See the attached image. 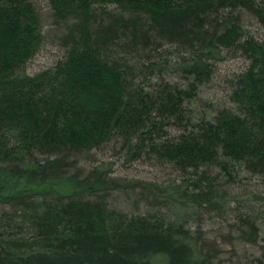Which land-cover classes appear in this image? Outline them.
<instances>
[{
	"label": "trees",
	"instance_id": "trees-1",
	"mask_svg": "<svg viewBox=\"0 0 264 264\" xmlns=\"http://www.w3.org/2000/svg\"><path fill=\"white\" fill-rule=\"evenodd\" d=\"M228 57L248 64L218 97ZM98 153L155 171L136 206ZM256 184L264 0H0V264H264ZM212 216L228 256L194 227Z\"/></svg>",
	"mask_w": 264,
	"mask_h": 264
},
{
	"label": "rangeland",
	"instance_id": "rangeland-1",
	"mask_svg": "<svg viewBox=\"0 0 264 264\" xmlns=\"http://www.w3.org/2000/svg\"><path fill=\"white\" fill-rule=\"evenodd\" d=\"M42 5L43 4L39 3L40 7H43ZM42 10L47 11V9L45 8H42ZM51 28H52L51 22L49 21L43 26L41 32L42 35L44 37L47 36V34L49 33L48 31L51 30ZM47 38L44 39L39 51L29 60L27 64L28 73L33 74L49 67L56 59V56L59 52V48L58 46L54 45L51 40L49 39L47 40ZM247 64H248L247 61L239 57H233V58L228 57L224 61L219 63L218 73H217L218 76L216 78L217 85L213 86L211 91L213 93H216L218 97L223 96L221 93L225 94V92H223L220 87L223 85L225 86V84L222 78L225 77L226 75L232 76L234 73L235 74L241 73L245 69ZM91 158L94 160L95 164H98L99 162H105L108 165L110 164L109 166L111 167L112 172L110 173L109 176H111V178L120 177L123 178L126 182H129L126 187L127 188L129 187L127 191L131 193V195L128 198L129 200L128 203L130 206L131 205L134 206L138 201L137 200L138 195L137 196L135 195L136 191L134 190L135 194L132 193L131 191L132 190L131 187H134L135 185V183L133 182H136V180H141L142 182H149L150 178L154 176L152 174L153 173L155 174V171L151 172L149 171L148 167L138 164H132L128 167H123V164L117 162L118 160L116 159L115 156L102 155L98 153L96 155H93ZM253 183L254 181H252L251 184ZM259 185L260 184H256L255 185L256 187L249 188L248 190L253 191L259 195H262L264 189L259 187ZM209 220L210 221H206L203 223H196L194 227H198L200 229L199 232L202 233L200 235L203 236L204 240H207V242L205 243L207 250L211 251L212 253L223 252L222 254L223 256H228L229 250L231 249L229 240L231 241V239L233 238L232 236L233 234H230V232L227 229H224L225 225H223L222 222H220L214 216H212V218H209Z\"/></svg>",
	"mask_w": 264,
	"mask_h": 264
}]
</instances>
